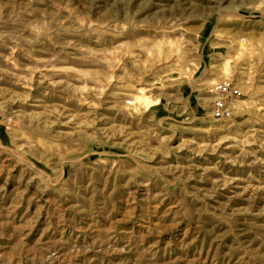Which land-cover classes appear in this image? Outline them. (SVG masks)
<instances>
[{"label":"rangeland","instance_id":"obj_1","mask_svg":"<svg viewBox=\"0 0 264 264\" xmlns=\"http://www.w3.org/2000/svg\"><path fill=\"white\" fill-rule=\"evenodd\" d=\"M0 264H264V0H0Z\"/></svg>","mask_w":264,"mask_h":264},{"label":"built area","instance_id":"obj_2","mask_svg":"<svg viewBox=\"0 0 264 264\" xmlns=\"http://www.w3.org/2000/svg\"><path fill=\"white\" fill-rule=\"evenodd\" d=\"M220 90L223 93L226 92V88L225 87L221 88ZM223 110L224 109H223L222 103L220 101H217L216 104H215L214 112H213L214 118L219 119V120L223 119L224 118L223 117Z\"/></svg>","mask_w":264,"mask_h":264}]
</instances>
